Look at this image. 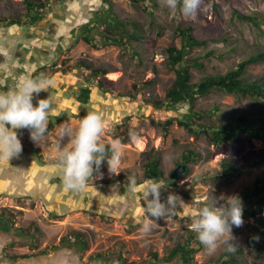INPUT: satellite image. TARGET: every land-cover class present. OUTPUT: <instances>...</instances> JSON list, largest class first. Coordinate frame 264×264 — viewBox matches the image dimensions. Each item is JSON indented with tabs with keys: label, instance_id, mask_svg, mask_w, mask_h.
<instances>
[{
	"label": "rangeland",
	"instance_id": "obj_1",
	"mask_svg": "<svg viewBox=\"0 0 264 264\" xmlns=\"http://www.w3.org/2000/svg\"><path fill=\"white\" fill-rule=\"evenodd\" d=\"M109 1L114 16L126 22L127 32L137 33V40L131 41L132 52L117 46L97 50L82 41L81 26L102 11L106 0H51L52 12L35 28L12 27L5 30L10 37L13 35L10 39L15 58L9 64L5 60L3 64L7 77L2 76L1 81L10 82L4 93L13 90L24 76H31L39 70L53 80L47 91L40 92L33 99L34 106L37 99L48 96L53 101L49 124H54V128L45 142L39 145L33 142V148L40 150L44 160H57V127L66 123L77 128L80 119L93 111L104 119L101 142L110 148L114 140H119L123 147L119 173H110L107 162H102L83 191L69 192L70 198L65 206L55 201L60 207L59 214H62L56 215L57 219L52 215L46 217L47 210L38 204V213L34 211L30 215L33 219L25 218L21 211L15 222L24 238L37 236L36 242L42 239L49 249L71 232L83 233L85 249L82 250L81 244H72L68 248L69 254L75 255L81 264H119L118 255L131 264H157L151 256L155 254L162 259L184 240L192 220L198 215L197 204L210 203L221 195L240 196L256 177L264 175V163L237 178L225 179L218 173L221 163L231 156L243 158L249 152L264 156V145L257 140L241 139L232 148L217 151L203 134L192 135L174 124L165 135L160 126L151 123L179 119L188 112L187 106L166 111L155 110L146 103L162 100L174 80V72L166 65L165 50L171 45L179 47V39L175 36L177 27L183 23L192 24L196 35L207 44L193 49L189 55L194 57L214 52V56L204 61L203 69L191 70L192 82L208 74H225L247 57L264 51V1L204 0L194 19L184 17L179 9L164 7L162 0H154L156 8L152 16L127 0ZM234 12L260 14L262 21L257 27L238 20ZM24 13L23 0H0V18L20 17ZM80 63L104 69L110 93H102L89 73L79 67ZM244 79L264 80V63L248 66ZM85 86L92 90L90 101L81 105L76 101V95ZM128 95L134 98L130 99ZM212 107H218L224 116L236 117L244 112L264 114V105L217 91L195 104L198 111ZM124 118H129L131 130V137L125 141L114 136V127ZM217 121V117H211L202 123L215 125ZM63 143L66 144L67 140ZM189 150L200 153L202 157L189 165L188 173L175 181L176 187L170 191L182 202L170 216L160 219L150 232L144 233V201L130 190L128 178L134 176L139 187L147 181L143 178L145 163L157 160L162 170V176L157 180L162 181L163 189L169 191L170 175L182 164V156ZM50 168V174L62 176L59 165ZM110 181L115 183L110 184ZM112 185L118 186L121 200H126V203L113 199ZM243 220L242 227L232 229L238 245L235 252H227L224 246H219L214 253H209L203 246L194 257L195 264L213 263L225 253L231 257L227 264H264V257L255 245L252 248L248 245L252 226L257 221L264 223V211L251 218L244 210ZM36 228L40 231L37 232ZM97 254L105 258L97 262L89 260L90 256ZM170 264H178V259Z\"/></svg>",
	"mask_w": 264,
	"mask_h": 264
},
{
	"label": "trees",
	"instance_id": "obj_2",
	"mask_svg": "<svg viewBox=\"0 0 264 264\" xmlns=\"http://www.w3.org/2000/svg\"><path fill=\"white\" fill-rule=\"evenodd\" d=\"M132 6L141 8L149 16L153 15V9L156 8L154 0H127ZM264 1V0H262ZM102 11L95 14L89 22L81 26V39L84 43L94 49H101L106 46H117L124 48L126 51H131V41L137 40V33H128L126 30L127 24L125 21L119 20L114 16L112 3L106 0ZM25 8L24 15L20 17L0 18V31L12 27H30L35 28L45 20L52 12L51 0H23ZM233 15L242 22H247L255 26H259L260 14L243 15L234 12ZM101 25L103 28L101 29ZM98 36V39H97ZM175 36L179 39V47L171 45L166 48V65L174 72V80L171 86L167 89L162 100H151L146 102L155 110L165 109L166 111L176 110L181 106H187L188 112L181 118H169L162 122L151 123L160 126L166 135L171 126H176L184 129L192 135L203 134L207 140L215 147L217 151L230 149L233 145L241 140H257L264 145V114H251L244 112L236 117L224 116L218 107H212L206 111H198L195 108L197 100L204 98L212 92H222L230 94L236 98L249 99L255 103L264 105V80L248 81L244 79L246 68L253 64L264 63V51H259L246 59L242 60L233 69L228 70L225 74L205 75L197 82L193 83L191 78V70L204 68V61L214 56V52H206L205 54L190 56V52L195 48L205 47L207 42L198 37L195 33V27L189 23H183L175 29ZM132 52V51H131ZM80 68L85 69L89 73V77L95 80V86L104 94L110 93L108 87L109 82L105 76L107 72L104 69L92 68L89 65L78 64ZM42 73V70L34 72L31 77H36ZM89 81V80H88ZM91 88L88 86L80 88L76 95V101L81 105H87L90 101ZM128 97L133 99L131 95ZM217 117L218 121L215 125H206L202 121L205 118ZM54 128V124L48 125L50 133ZM114 136L128 140L131 137L129 126V118H124L119 124L114 127ZM109 148V147H108ZM30 153L35 157L38 164L41 166L59 165L57 160L46 162L39 149L32 148ZM201 154L188 151L182 156L180 163L186 166V172L190 164L196 163L201 159ZM264 163V156L256 152L246 153L243 158L231 156L224 160L220 165L219 174L225 179L240 177L244 172L258 169ZM162 176V170L159 167L157 160H151L145 163L143 178L145 180L158 179ZM60 183V179L56 180ZM170 182L169 191L163 189L161 199L165 200L166 195L176 187V182ZM114 184V181H110ZM171 192V193H172ZM242 199L244 210L251 218L264 211V175L254 179L250 187H248L239 196ZM199 209L204 206V203L197 204ZM9 209L3 208L0 211V221L5 222L11 229L15 225L17 214ZM53 218L57 216L52 214ZM109 221V218H107ZM38 228H36L37 230ZM20 230V229H18ZM40 230H37V232ZM37 237V236H31ZM29 239L30 237L27 236ZM38 239V238H37ZM72 244L82 245V250L86 247L85 236L81 232H71L68 237H61L58 244L50 249L45 248L39 254L45 255L57 250L68 249ZM11 247L14 244H10ZM248 245L252 248L256 247L260 255L264 257V223L258 222L251 228V234L248 238ZM203 245L196 238V234L188 229L184 240L177 244L169 251V254L162 259L153 254L151 259L157 264H170L173 260L178 259V264H195L194 257L202 249ZM35 256V255H33ZM28 255L12 256L14 261L26 259ZM105 258L101 254L90 256V261H99ZM231 257L226 253L218 260L208 264H227ZM119 264L127 263L124 258L118 255Z\"/></svg>",
	"mask_w": 264,
	"mask_h": 264
},
{
	"label": "clouds",
	"instance_id": "obj_3",
	"mask_svg": "<svg viewBox=\"0 0 264 264\" xmlns=\"http://www.w3.org/2000/svg\"><path fill=\"white\" fill-rule=\"evenodd\" d=\"M203 3L204 0H162L164 7L179 9L184 17L192 19L196 18ZM52 84L51 77L41 73L36 77L24 76L13 90L0 93V159L9 161L23 150L14 130L27 129L30 139L38 145L47 140L53 101L48 96L37 99L34 106L33 99ZM104 130L102 115L94 111L81 118L77 128L66 123L57 127L55 153L66 192L83 191L104 161L110 173H119L123 147L119 140H114L110 148L106 147L101 142ZM65 140L66 144L63 143ZM128 185L137 193L138 199L144 201V233L150 232L160 219L170 216L182 202L171 192L162 200L163 182L157 179L147 180L138 187L136 178L132 176L128 178ZM111 193L114 200L126 203V200H121L117 185H112ZM243 212L242 199L238 195H221L199 209L190 229L209 253H214L219 246H224L227 252H235L238 245L232 229L243 226Z\"/></svg>",
	"mask_w": 264,
	"mask_h": 264
},
{
	"label": "crops",
	"instance_id": "obj_4",
	"mask_svg": "<svg viewBox=\"0 0 264 264\" xmlns=\"http://www.w3.org/2000/svg\"><path fill=\"white\" fill-rule=\"evenodd\" d=\"M10 38H13V35L10 37L5 30L0 31V93H4L10 85L8 81L5 83L1 81L2 76L7 77L4 74L3 64H5V60L6 64H9V61L11 62L15 58L12 55L13 46H11ZM29 60L31 59L29 58ZM14 131L21 140L23 150L18 157L10 158L9 161L0 159V209L6 208L14 213L22 211L25 218L33 219L30 215H33L34 211L38 213L39 204L44 210H47L44 211L46 217L52 215L53 212L58 217L61 216L62 214H59L60 207L55 201L61 202L62 206H65L70 198L69 192L63 189L62 176L50 174L52 166L38 164L30 153V150L35 146L27 129ZM44 161L47 162V160ZM57 171L56 168L55 172ZM57 179H60V183H57ZM51 208L53 210H50ZM23 236L24 234L18 230L16 222L11 229L5 222L0 221V264H81L75 255L69 254L68 249L57 250L45 255L39 254L46 248V243L42 239H39L37 243L36 238L30 235H28L29 239L27 237L25 239ZM40 243L41 245H39ZM10 244H14V246L11 247ZM17 255L30 257L14 261L12 256Z\"/></svg>",
	"mask_w": 264,
	"mask_h": 264
},
{
	"label": "water",
	"instance_id": "obj_5",
	"mask_svg": "<svg viewBox=\"0 0 264 264\" xmlns=\"http://www.w3.org/2000/svg\"><path fill=\"white\" fill-rule=\"evenodd\" d=\"M186 172V166L181 164L178 165L171 173L170 180L172 181H178L180 178L185 174Z\"/></svg>",
	"mask_w": 264,
	"mask_h": 264
}]
</instances>
